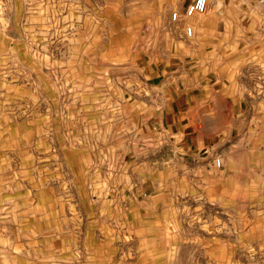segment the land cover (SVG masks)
<instances>
[{
	"label": "rangeland",
	"instance_id": "rangeland-1",
	"mask_svg": "<svg viewBox=\"0 0 264 264\" xmlns=\"http://www.w3.org/2000/svg\"><path fill=\"white\" fill-rule=\"evenodd\" d=\"M191 1L0 0V264H264V6Z\"/></svg>",
	"mask_w": 264,
	"mask_h": 264
},
{
	"label": "built area",
	"instance_id": "built-area-1",
	"mask_svg": "<svg viewBox=\"0 0 264 264\" xmlns=\"http://www.w3.org/2000/svg\"><path fill=\"white\" fill-rule=\"evenodd\" d=\"M210 0H192L185 9V14L192 16L197 13H204L209 5ZM256 3L264 6V0H253ZM171 18L173 21H179L181 19V12L180 11H173L171 14ZM194 31V28L191 24L186 26V34L188 36H192ZM214 164L217 167L222 166V158L220 156H217L214 159Z\"/></svg>",
	"mask_w": 264,
	"mask_h": 264
},
{
	"label": "crops",
	"instance_id": "crops-1",
	"mask_svg": "<svg viewBox=\"0 0 264 264\" xmlns=\"http://www.w3.org/2000/svg\"><path fill=\"white\" fill-rule=\"evenodd\" d=\"M235 1V0H234ZM210 2V1H209ZM209 6V5H208ZM208 9V8H207ZM237 9H234V11H236ZM239 11H245L243 10L242 8H239L238 9ZM207 11V10H206ZM205 11V12H206ZM225 11V10H224ZM204 12V13H205ZM197 14H203V13H197ZM193 16V15H192ZM193 34H194V31H193ZM192 34V35H193ZM181 112L178 111V110H174L173 109V123H171L172 127H173V136H177L179 133H183V132H186L184 130L185 126H186V123H183L181 120L183 119L184 115H181L180 114ZM184 127V128H183ZM175 136V137H176Z\"/></svg>",
	"mask_w": 264,
	"mask_h": 264
}]
</instances>
